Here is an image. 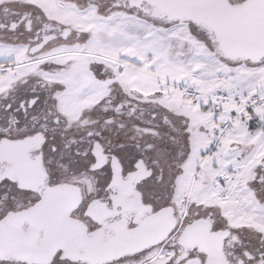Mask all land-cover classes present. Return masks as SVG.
<instances>
[{
    "label": "snow or ice",
    "instance_id": "6c2138e0",
    "mask_svg": "<svg viewBox=\"0 0 264 264\" xmlns=\"http://www.w3.org/2000/svg\"><path fill=\"white\" fill-rule=\"evenodd\" d=\"M0 264H264V0H0Z\"/></svg>",
    "mask_w": 264,
    "mask_h": 264
}]
</instances>
